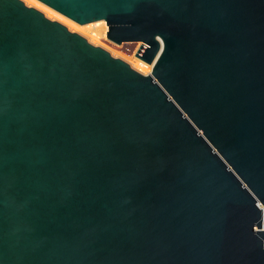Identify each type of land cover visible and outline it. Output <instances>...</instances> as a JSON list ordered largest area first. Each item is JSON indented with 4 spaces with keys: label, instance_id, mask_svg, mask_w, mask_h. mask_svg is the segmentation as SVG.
Wrapping results in <instances>:
<instances>
[{
    "label": "water",
    "instance_id": "1",
    "mask_svg": "<svg viewBox=\"0 0 264 264\" xmlns=\"http://www.w3.org/2000/svg\"><path fill=\"white\" fill-rule=\"evenodd\" d=\"M41 1L163 49L0 0V264H264V0Z\"/></svg>",
    "mask_w": 264,
    "mask_h": 264
},
{
    "label": "bare ground",
    "instance_id": "2",
    "mask_svg": "<svg viewBox=\"0 0 264 264\" xmlns=\"http://www.w3.org/2000/svg\"><path fill=\"white\" fill-rule=\"evenodd\" d=\"M24 3L28 6H33L39 10H41L46 17L57 20L67 26V28L71 31L77 32L87 40L97 46H101L108 50L112 56L121 58L125 60L129 65L137 70L142 74H150L153 72V68L156 65L157 58L159 54L162 52L163 49V41L160 40L161 49L153 60V62L148 63L142 58L136 55L139 47L142 44V41H137V47L135 51H129L125 48V44H118L116 42L108 40L107 37V22L106 20H99L95 22H90L87 24H80L77 21L69 18L68 16L64 15L63 13L59 12L58 10L54 9L53 7L47 5L46 3L42 2L41 0H23Z\"/></svg>",
    "mask_w": 264,
    "mask_h": 264
},
{
    "label": "rangeland",
    "instance_id": "3",
    "mask_svg": "<svg viewBox=\"0 0 264 264\" xmlns=\"http://www.w3.org/2000/svg\"><path fill=\"white\" fill-rule=\"evenodd\" d=\"M107 22V21H106ZM108 40L110 41H113L111 40L110 38H108ZM114 42V41H113ZM137 41H125V42H122L121 44H125V48L129 51H135L136 47H137V44H136ZM141 42V41H140ZM143 42V41H142ZM119 44V43H118Z\"/></svg>",
    "mask_w": 264,
    "mask_h": 264
}]
</instances>
